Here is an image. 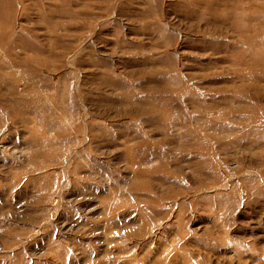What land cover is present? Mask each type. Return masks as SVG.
Returning a JSON list of instances; mask_svg holds the SVG:
<instances>
[{"label": "rangeland", "instance_id": "obj_1", "mask_svg": "<svg viewBox=\"0 0 264 264\" xmlns=\"http://www.w3.org/2000/svg\"><path fill=\"white\" fill-rule=\"evenodd\" d=\"M0 264H264V0H0Z\"/></svg>", "mask_w": 264, "mask_h": 264}]
</instances>
